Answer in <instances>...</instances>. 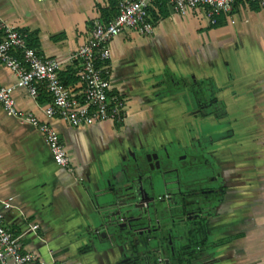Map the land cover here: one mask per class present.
Segmentation results:
<instances>
[{"label": "crops", "instance_id": "1", "mask_svg": "<svg viewBox=\"0 0 264 264\" xmlns=\"http://www.w3.org/2000/svg\"><path fill=\"white\" fill-rule=\"evenodd\" d=\"M151 11L153 34L127 29L111 44V80L127 100L123 121L72 127L45 113L52 101L46 89L34 99L16 88L18 107L60 133L71 168L55 163L37 126L7 115L0 104L5 223L24 250L48 264H171V252L156 254L163 259L158 263L136 262L123 236L114 243L100 239L93 232L95 203L116 179L119 186H134L140 200L153 197L145 175L148 152L160 153L167 167L179 168L174 173L182 182L189 180L182 177L187 164L174 158L193 149L194 162L207 166L202 185L219 191L206 198L213 207L204 221L205 249L187 264H264V7L239 2L232 13L236 22L222 15L216 26L202 9L183 15L164 5ZM114 15L109 0H0V28L32 35L41 55L64 62L62 72L72 68L67 58L94 21ZM15 82L0 62V86ZM200 94L223 112L203 114ZM178 184L172 177L161 191L176 193Z\"/></svg>", "mask_w": 264, "mask_h": 264}, {"label": "built area", "instance_id": "2", "mask_svg": "<svg viewBox=\"0 0 264 264\" xmlns=\"http://www.w3.org/2000/svg\"><path fill=\"white\" fill-rule=\"evenodd\" d=\"M239 2L264 7V0H120L116 16L108 22L96 19L85 40L67 58L78 76V81L73 84H65L61 78L62 60L41 55L37 48L28 45L27 32L3 25L0 62L16 75V82L0 86V104L7 115L37 126L50 146L55 163L71 168L69 150L60 133L35 113L18 107L14 95L16 88H25L34 99L38 98L41 88L46 89L52 101L44 108L45 113L72 127L91 126L104 121L121 122L126 116L127 100L114 90L111 80V44L114 38L127 29L142 35L153 34L156 20L151 10L160 4L183 15L202 9L209 23L216 25L221 15L235 23L232 13ZM31 228L37 230L38 226L33 224ZM0 264H48L34 252L23 249L19 235L5 223L2 211Z\"/></svg>", "mask_w": 264, "mask_h": 264}, {"label": "flooded vegetation", "instance_id": "3", "mask_svg": "<svg viewBox=\"0 0 264 264\" xmlns=\"http://www.w3.org/2000/svg\"><path fill=\"white\" fill-rule=\"evenodd\" d=\"M209 88L212 89L208 85L202 87L204 90ZM200 96L198 109L203 114L223 112L224 109L220 108V105H214V99L204 97L203 94ZM165 157L173 160L169 151ZM146 159L149 172L145 175L151 177V184L154 182L156 189L153 190L152 187L153 197L145 196L140 201L143 202L145 209L155 207L158 211L153 213L148 223L141 221L134 226L135 229L125 231L123 235L135 251V261L145 262L150 259L158 263L163 259L157 258L156 254L168 252L175 255L193 252L195 256L192 260L199 258V254L205 249L202 238L204 221L211 214L213 207L212 201L206 202V198L208 195H217L219 191L218 188L202 185V171L207 166L194 162L196 155L193 149L183 150L174 158L187 164L188 174L182 177L189 180L183 179L182 182L177 173H174L180 171L179 168L167 167L160 153L148 152ZM172 177L179 183V189L176 193L162 192V188ZM140 182L144 191L145 184L142 178Z\"/></svg>", "mask_w": 264, "mask_h": 264}, {"label": "water", "instance_id": "4", "mask_svg": "<svg viewBox=\"0 0 264 264\" xmlns=\"http://www.w3.org/2000/svg\"><path fill=\"white\" fill-rule=\"evenodd\" d=\"M121 183L118 179L115 180V186L122 185ZM115 186L101 194L99 204L95 203V228L93 230L100 239L113 243L117 235L123 236L125 231L135 229L134 226L141 221L148 223L153 213L158 211L155 207L144 208L134 186H119L118 188ZM152 187L153 190L156 189L154 182H152Z\"/></svg>", "mask_w": 264, "mask_h": 264}, {"label": "trees", "instance_id": "5", "mask_svg": "<svg viewBox=\"0 0 264 264\" xmlns=\"http://www.w3.org/2000/svg\"><path fill=\"white\" fill-rule=\"evenodd\" d=\"M110 2V7L111 10H114L115 15L118 13L119 9V3L120 0H109ZM165 4H160L158 6H164ZM103 14L105 13V10L102 9ZM101 20L108 22L109 20H104L103 18H101ZM218 24H220L222 22V15L219 16L218 19ZM216 24V25H218ZM213 25V26H216ZM4 34V30L2 28H0V39L2 37V35ZM27 41H28V45L30 47L36 48L38 46V41L36 39H34V37L30 34H27ZM61 78L64 81L65 84H73L75 82L78 81V76L76 75V71L73 68H69L67 71L61 72ZM48 92V91H47ZM203 243H207L206 239H203ZM195 253L193 252H187V253H181V254H169V262L171 264H187L190 263L192 261V258H194Z\"/></svg>", "mask_w": 264, "mask_h": 264}]
</instances>
